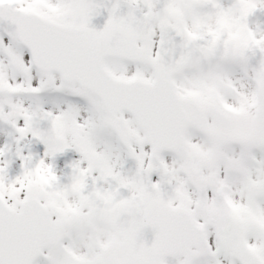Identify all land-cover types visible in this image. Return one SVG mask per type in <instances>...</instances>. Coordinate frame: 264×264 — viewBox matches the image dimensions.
<instances>
[{
    "label": "snow or ice",
    "instance_id": "obj_1",
    "mask_svg": "<svg viewBox=\"0 0 264 264\" xmlns=\"http://www.w3.org/2000/svg\"><path fill=\"white\" fill-rule=\"evenodd\" d=\"M0 264H264V0H0Z\"/></svg>",
    "mask_w": 264,
    "mask_h": 264
}]
</instances>
